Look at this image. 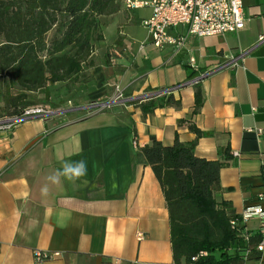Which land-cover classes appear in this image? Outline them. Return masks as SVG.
<instances>
[{
	"label": "crops",
	"instance_id": "crops-1",
	"mask_svg": "<svg viewBox=\"0 0 264 264\" xmlns=\"http://www.w3.org/2000/svg\"><path fill=\"white\" fill-rule=\"evenodd\" d=\"M242 4L236 34L199 38L184 27L172 30L186 37L179 52L153 47L145 28L143 39L125 31L134 10L123 9L95 45L94 87L83 96L90 105L0 129V264H32L35 251L58 253L43 264H174L163 192L136 158L152 137L165 146L175 138L195 143L196 157L226 163L216 202L230 203L237 215L264 208V0ZM189 72L203 75V105L194 116L196 77ZM119 93L115 104L99 107ZM167 96L178 104L142 113L141 103ZM78 160L87 162L85 177L47 179L62 162ZM244 226L251 235L260 230L255 218ZM244 264H264V251Z\"/></svg>",
	"mask_w": 264,
	"mask_h": 264
},
{
	"label": "trees",
	"instance_id": "trees-1",
	"mask_svg": "<svg viewBox=\"0 0 264 264\" xmlns=\"http://www.w3.org/2000/svg\"><path fill=\"white\" fill-rule=\"evenodd\" d=\"M123 1L0 0V121L21 117L35 106L30 95L47 93L57 83L74 85L91 70L102 29L121 12ZM197 76L188 74L189 79ZM194 89L192 116L203 105L199 85ZM172 104L178 103L167 96L139 107L147 115ZM189 130L201 135L193 125ZM194 151L195 143L175 138L165 146L152 137L136 155L152 169L163 192L173 263L244 264L259 259L264 235L246 232L231 204L215 200L226 163L198 158Z\"/></svg>",
	"mask_w": 264,
	"mask_h": 264
},
{
	"label": "built area",
	"instance_id": "built-area-1",
	"mask_svg": "<svg viewBox=\"0 0 264 264\" xmlns=\"http://www.w3.org/2000/svg\"><path fill=\"white\" fill-rule=\"evenodd\" d=\"M122 6L128 11L149 7L150 16L140 24L148 31L151 45L158 49L170 46L175 52H179L184 46L186 38L184 35L171 34L177 27H184L189 35L204 38L236 34L244 25L242 0H124ZM259 43H264V33L260 35ZM202 76L196 77L192 83L197 84ZM121 98L119 93L115 102ZM255 111L253 109V112ZM47 113L48 111L41 108H30L21 117L6 119V123L0 124V129L9 130L21 119L45 116ZM255 133L262 136L260 129L255 130ZM262 200L264 195L258 197V201ZM240 218L244 224L251 219H257L260 223L259 233L264 235V208L259 205L249 207L243 211ZM141 236L138 234L139 238ZM258 249L264 251V243L260 244ZM55 256H58V253L35 251L32 264H43Z\"/></svg>",
	"mask_w": 264,
	"mask_h": 264
},
{
	"label": "rangeland",
	"instance_id": "rangeland-1",
	"mask_svg": "<svg viewBox=\"0 0 264 264\" xmlns=\"http://www.w3.org/2000/svg\"><path fill=\"white\" fill-rule=\"evenodd\" d=\"M124 9V8H123ZM123 9L121 11H123ZM133 20L125 27V31L131 32L138 39L146 37L147 32L140 24V20L147 19L150 15V8L144 7L132 12ZM115 21L110 22L105 30V35H110L114 31ZM103 30V29H102ZM94 78L90 72H85L79 81L72 84L57 83L48 88V92L41 90L35 94L30 95V99L35 103L32 108H41L44 111H63L65 107H74L81 104L90 105V101L83 96L87 94L88 90L94 87ZM81 101V102H80ZM56 110H52L55 109Z\"/></svg>",
	"mask_w": 264,
	"mask_h": 264
},
{
	"label": "clouds",
	"instance_id": "clouds-1",
	"mask_svg": "<svg viewBox=\"0 0 264 264\" xmlns=\"http://www.w3.org/2000/svg\"><path fill=\"white\" fill-rule=\"evenodd\" d=\"M87 162L85 160H78L75 162L64 161L59 170L50 175L47 179L53 184L61 183V178L69 181H76L87 175ZM43 195H47V184L41 189Z\"/></svg>",
	"mask_w": 264,
	"mask_h": 264
},
{
	"label": "water",
	"instance_id": "water-1",
	"mask_svg": "<svg viewBox=\"0 0 264 264\" xmlns=\"http://www.w3.org/2000/svg\"><path fill=\"white\" fill-rule=\"evenodd\" d=\"M202 78H203V76L200 77L199 80H201ZM113 104H115V101H111L108 103L101 104V105H99V107H108V106H111ZM67 112H68V110L48 112L45 116H34V117H30V118H24V119H21L20 122L25 121V120H30V119H36V118H45V117L57 116V115L65 114ZM6 122H7L6 120H3V121H0V124L6 123Z\"/></svg>",
	"mask_w": 264,
	"mask_h": 264
}]
</instances>
